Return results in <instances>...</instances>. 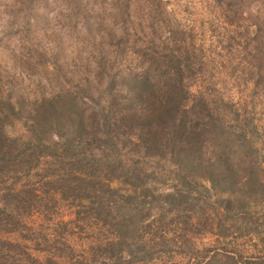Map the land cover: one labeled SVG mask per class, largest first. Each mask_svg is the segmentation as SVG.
I'll return each mask as SVG.
<instances>
[{
	"label": "trees",
	"instance_id": "obj_1",
	"mask_svg": "<svg viewBox=\"0 0 264 264\" xmlns=\"http://www.w3.org/2000/svg\"><path fill=\"white\" fill-rule=\"evenodd\" d=\"M245 1L211 0L235 26L215 35L210 56L192 27L165 19L159 0H61L56 29L32 25L45 20L37 4L46 0H10L8 25L19 38L5 88L0 74V231L16 238L0 237V264H137L166 258L177 243L183 264H264V235L257 255L242 259L195 245L184 228L192 213L194 227L211 226L193 208L195 174L221 191L264 190V0L244 10ZM224 60L243 88L219 82L213 68L227 69ZM16 121L21 130L11 134ZM146 160L170 190L146 185L157 177ZM216 201L221 233L245 226L244 198ZM159 205L170 215L147 220Z\"/></svg>",
	"mask_w": 264,
	"mask_h": 264
},
{
	"label": "rangeland",
	"instance_id": "obj_2",
	"mask_svg": "<svg viewBox=\"0 0 264 264\" xmlns=\"http://www.w3.org/2000/svg\"><path fill=\"white\" fill-rule=\"evenodd\" d=\"M9 2L10 0H0V74L6 78V81L3 82V88L6 87V83H8L7 80H9V77L13 74L14 68H11V61L9 59L10 55L12 53H14L15 55L18 53V49L16 48L15 44L18 41L19 32L15 30L14 27L10 29L8 25L9 19L7 18V10L9 8ZM103 2L107 3L108 0H103ZM245 3L246 5L244 7V10L245 8L250 7L256 8L259 2L258 0H246ZM211 4V0H159V6L164 10L162 12L165 16V19L172 24L192 27L194 43H200L202 45V51L204 54L206 53L210 54V56H214L217 50H219L217 49V47H214V38H216L215 35L223 33V30L226 29L227 26L234 27L235 24L232 21L229 22L230 25L229 23L225 24V21L228 20L227 16L223 18L218 16L217 10L213 8ZM37 6L39 7V10L42 11V14L47 17H45V20L40 17L35 21L33 20L32 25L37 29H42V26L44 25H47L46 27L48 29H56L60 26L62 21L65 20L63 17V15L65 14L64 4L61 2V0H46L44 4L39 2ZM231 17L232 16L230 15V18ZM232 19L241 21V19L239 18V14L233 16ZM70 31L71 32H69L68 34H65V38L66 40H70L68 42V46L72 47L73 43L76 40V35L74 33L77 32H75L74 30ZM25 50V47L21 48L22 52H25ZM217 57L220 56L217 55ZM225 60L223 61V64L228 66L227 69L225 67L226 71L224 68L218 69L217 66L213 68L215 75L219 76L217 77L219 82H221V84H225V87L235 85L237 89L243 88L244 85L241 81L242 78L238 75L239 73L237 72V67H235L234 69L230 68L229 65L226 64L227 62ZM224 71L226 72V76L224 74ZM79 99L82 101H89V98L86 95H81ZM245 99L246 97L242 98V100ZM258 99L259 98L257 96L253 99V101L255 102V106H257L256 103L258 102ZM247 100H249V98H247ZM7 130L11 134H16L21 130L19 122L16 121L15 123L9 125L7 127ZM53 135L54 133H51L52 137H54ZM153 165H155V163L152 160H146L145 166L147 168H151ZM153 169L155 170L153 175L157 177L150 178L147 181L146 185L155 192L164 193L170 190L168 179L163 176L162 173H159L160 171H162V168L160 167L159 169V166L155 165ZM194 178L197 186L196 189L193 190V194L197 198L195 199V203L193 202V208L203 211V217H206L207 223L211 221V226L206 228L207 224L204 225V223H202V225L194 227L193 224L200 221L194 218V214L192 213L189 220V225L187 227H184L185 229L189 230V234L191 235V240L189 239V241H193L195 245L202 247L209 246L210 248H215L219 251L227 250L233 252L234 255H238V253H240L242 259L257 255V246L261 244L260 236L264 235V230L260 231V233L257 234L252 230H247V228L253 225L260 228L264 227V190L257 196L244 195L238 191L228 192L213 188L210 184L209 179L205 175L195 174ZM109 184L111 186L118 187L122 192L125 193L132 191L128 185H123L116 180H110ZM200 189L202 190L201 192L198 191ZM221 197L244 198V211H246L250 216L248 218V221L244 223V227L240 229L234 228L232 230H229V228H227L225 230L228 231V234L221 233L218 230L216 217L220 215L219 212H221V210L215 206L217 202L216 200ZM83 202H85V200H82V203ZM61 208L63 212H65L61 216L62 219H66L72 216V214L69 213V210L71 209L67 207V204H63ZM149 212L151 215L147 220L155 218L156 215L160 213L164 216L170 215L169 211H167L166 208L163 207V205L162 207H160V205L155 207L152 206L149 209ZM166 216L165 218H163L162 216L158 217H162V220H165L167 218ZM222 225L226 227L228 225L227 220H224ZM66 228H69V224ZM173 228L175 231H179L178 227L174 224ZM76 229L77 226H73V230ZM145 230H153V225H149V229L145 228ZM166 233L167 235H169L175 232L166 231ZM0 237L10 239L16 238L15 234L3 231H0ZM177 244L170 245L171 249L169 248V253L164 254L166 258L160 257L161 259L154 260L153 262L137 264H159L165 260L174 261V263L176 264H183L186 262V258L183 255L179 254L178 249L180 248V246ZM32 251L35 252L34 250Z\"/></svg>",
	"mask_w": 264,
	"mask_h": 264
}]
</instances>
